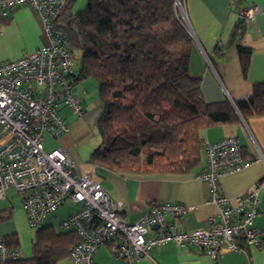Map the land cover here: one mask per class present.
Returning a JSON list of instances; mask_svg holds the SVG:
<instances>
[{"label":"built area","instance_id":"2783aa9c","mask_svg":"<svg viewBox=\"0 0 264 264\" xmlns=\"http://www.w3.org/2000/svg\"><path fill=\"white\" fill-rule=\"evenodd\" d=\"M67 1L0 0V18L7 17L9 9L17 4L31 5L45 38L37 49L0 63V201L8 199L10 189L18 192L27 222L34 229L41 228L43 220L66 201L77 205L59 223L62 230L73 231L78 238L69 251V264H94V253L104 245L123 264H138L142 258L153 261L151 249L166 243H174L179 250L195 247L212 260L258 246L262 240L254 221L264 180L232 197L223 195L219 185L221 176L254 159L244 156L235 136L202 143L205 164L194 177L208 184L207 203L215 204L218 213L217 217H207L208 227L192 230L167 219L191 210L180 202H154L137 221L126 222L121 214L122 202L110 198L93 174L76 173L62 147L44 149L45 134L58 138L69 130L59 113L61 107L78 117L84 113L80 98L72 91L75 57L59 24ZM173 7L191 40L197 42L184 0H173ZM258 13V6L251 3L238 10V17L253 24ZM201 52L211 67L209 57ZM22 257L19 246L8 245L0 236V264Z\"/></svg>","mask_w":264,"mask_h":264},{"label":"trees","instance_id":"16d2710c","mask_svg":"<svg viewBox=\"0 0 264 264\" xmlns=\"http://www.w3.org/2000/svg\"><path fill=\"white\" fill-rule=\"evenodd\" d=\"M71 4L60 17L70 47L80 52L72 84L95 80L102 105L90 162L122 174L188 173L200 164L203 129L264 116V80L252 84L247 98L204 101L200 77L188 72L191 38L173 0H86L77 12ZM238 52L245 75L250 50ZM5 238L19 245L16 234ZM77 240L73 231L42 226L31 255L8 264H58ZM258 248L264 251V240Z\"/></svg>","mask_w":264,"mask_h":264},{"label":"crops","instance_id":"0c3cea01","mask_svg":"<svg viewBox=\"0 0 264 264\" xmlns=\"http://www.w3.org/2000/svg\"><path fill=\"white\" fill-rule=\"evenodd\" d=\"M251 3L259 8L255 22H240L238 10ZM184 4L197 39V42L191 40L188 72L200 77V91L204 101L249 97L252 84L264 80V0H184ZM241 23V32L234 42L232 32L240 31L238 24ZM44 42L40 18L31 5L17 4L9 9L7 17L0 18V63L17 59ZM238 46L250 50L245 75ZM201 49L209 57L212 68L207 65ZM80 100L84 110L81 117L66 107L59 109L69 130L57 138L55 146L65 150L76 173L93 174L110 198L122 202L121 214L128 223L137 221L154 202H180L192 207L191 210L177 218L167 217L168 220L180 222L186 230L208 227L207 217H217L218 208L215 204L207 203L208 184L194 177L195 172L205 164L203 149L198 167L184 174H122L104 169L89 161L90 153L97 146L90 148L91 152L89 148H84L89 141V134H84L90 133L89 126L93 123L96 125L102 105L98 100L90 104L85 99ZM200 134L203 141L207 142L235 136L242 146L244 156L254 158L245 167L219 178L223 195L232 197L257 181L264 180V116L216 125L203 129ZM12 200L13 197L8 196L7 200L0 201V217L8 215L0 220V236L3 237L15 234L11 218L14 207ZM254 227L261 237L264 233V185L259 195V212ZM150 256L158 264H264V251L258 246L224 253L212 260L195 247L179 250L174 243H166L161 247H153ZM93 261L94 264H123L112 255L107 245L97 249ZM153 261L142 258L138 264H153ZM58 264H69L68 257Z\"/></svg>","mask_w":264,"mask_h":264},{"label":"rangeland","instance_id":"374dc122","mask_svg":"<svg viewBox=\"0 0 264 264\" xmlns=\"http://www.w3.org/2000/svg\"><path fill=\"white\" fill-rule=\"evenodd\" d=\"M71 5L73 6L72 7L73 12H77L85 7L86 0H74ZM59 24L64 28V30H66L62 17L59 18ZM70 49L75 57L74 68L75 70H77L80 65V52L76 48L70 47ZM72 91L75 95L79 96L81 99H85L88 102V104L92 102H96L98 100L97 85L95 80H93L92 78H86L77 81L75 84H73ZM89 127H90V133L86 132V134H84V136H87L89 134L88 135L89 141L84 146L85 150L88 148L93 149L94 147L97 146V144L100 141L96 125L93 123ZM56 141L57 138H52L49 135L45 134L43 139L44 149L46 151H49L51 148L56 146ZM92 149H90V152ZM7 195L13 197L12 203L14 204V207L12 210L11 218L13 219V223H14V228H15L14 233L18 238L19 247L23 253V256L29 257L32 252L31 246L37 229H34L29 226L26 215L21 207L19 193L13 189H10L7 191ZM76 206L77 205L69 201H66L58 208V210L48 215L43 220L42 226L51 225L57 231H61L62 229L60 228L59 225L60 221L64 219L69 213L74 211Z\"/></svg>","mask_w":264,"mask_h":264},{"label":"water","instance_id":"95a60500","mask_svg":"<svg viewBox=\"0 0 264 264\" xmlns=\"http://www.w3.org/2000/svg\"><path fill=\"white\" fill-rule=\"evenodd\" d=\"M240 22H243V20H242V19H240ZM153 228H156V225H154V226H153ZM260 238H261V240H264V233L261 235V237H260Z\"/></svg>","mask_w":264,"mask_h":264}]
</instances>
